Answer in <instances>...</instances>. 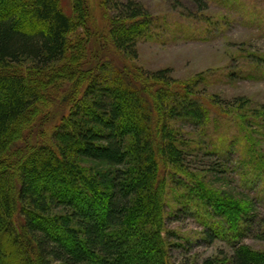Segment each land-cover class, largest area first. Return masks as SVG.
I'll return each mask as SVG.
<instances>
[{
  "label": "trees",
  "instance_id": "obj_1",
  "mask_svg": "<svg viewBox=\"0 0 264 264\" xmlns=\"http://www.w3.org/2000/svg\"><path fill=\"white\" fill-rule=\"evenodd\" d=\"M71 1L73 16L61 0H0V264H174L165 216L175 171L196 181L185 205L222 220L211 231L264 240L252 200L212 188L187 166L186 128L220 112L216 97L134 64L152 24L146 10L101 0L102 12L120 7L108 30L91 27L88 1ZM97 30L109 33L118 64L99 59ZM60 81L59 97L44 98ZM59 100L69 114L45 132ZM33 128L35 143L21 145ZM232 251L197 264H264V252Z\"/></svg>",
  "mask_w": 264,
  "mask_h": 264
},
{
  "label": "rangeland",
  "instance_id": "obj_2",
  "mask_svg": "<svg viewBox=\"0 0 264 264\" xmlns=\"http://www.w3.org/2000/svg\"><path fill=\"white\" fill-rule=\"evenodd\" d=\"M86 1L92 10L91 27L94 24L110 30L109 19L119 16V5L115 3L102 12L101 0ZM114 1H134L152 19L143 31L144 38L138 42L135 65L153 74L169 71V77L178 82L196 81L201 94L205 98L216 97L222 107L219 113H211L205 127L186 128L191 135L185 139L193 141L190 145L194 147V156L187 157L188 168L194 174L203 173L201 179L212 188L252 200L256 214L264 216V0ZM61 2L64 12L73 16V2ZM102 34L99 59L104 64H118L121 58L111 45L109 33ZM93 46L90 48L94 49ZM64 89V82L60 81L42 91V95L58 98ZM60 101L49 115H44L45 132L69 114L68 103ZM34 131L36 128L25 135L21 145L35 143ZM34 152L35 149L31 153ZM214 168L220 169L219 176L212 171ZM222 169L226 172L222 173ZM191 182L175 171L167 191L166 236L172 245L174 264H197L210 257L229 258L233 245L239 244L264 252V240L254 237L253 229V236L244 231L236 238L224 234L229 240L211 231L222 220L203 215L184 203L190 193L186 191L187 185L196 183ZM215 231L222 233L218 228ZM207 232L215 235L214 241Z\"/></svg>",
  "mask_w": 264,
  "mask_h": 264
}]
</instances>
